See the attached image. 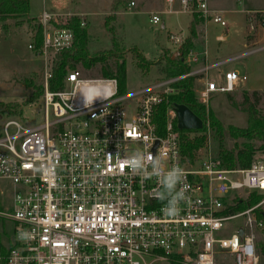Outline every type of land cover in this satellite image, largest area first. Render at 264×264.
Instances as JSON below:
<instances>
[{"label":"built area","instance_id":"obj_1","mask_svg":"<svg viewBox=\"0 0 264 264\" xmlns=\"http://www.w3.org/2000/svg\"><path fill=\"white\" fill-rule=\"evenodd\" d=\"M180 2L182 11L206 24L227 25L209 0ZM39 19L42 53L74 46V30L53 24L57 15L45 11ZM150 21L162 19L152 13ZM170 38L178 47L184 41L179 34ZM228 61L211 62L206 48H192L185 59L190 72L122 95L117 79L84 78L78 69L69 72L64 89L53 91L46 69L44 121L24 126L10 119L0 132V217L15 223L14 236L0 240V264H260L256 232L264 233V216L256 207L228 213L226 199L241 191L264 193V160L230 168L220 155L199 156L201 149L188 160L181 150L180 103L171 100L179 92L175 83L188 76L195 77L196 99L206 107L214 94L241 89L246 74H211ZM163 103L161 129L156 118ZM138 153L159 154L164 170L184 169L186 199L178 214L165 215L152 198L155 177L144 179L132 169Z\"/></svg>","mask_w":264,"mask_h":264},{"label":"rangeland","instance_id":"obj_2","mask_svg":"<svg viewBox=\"0 0 264 264\" xmlns=\"http://www.w3.org/2000/svg\"><path fill=\"white\" fill-rule=\"evenodd\" d=\"M131 1L124 0L115 11L118 14L115 22L118 25V35L123 39L126 47L124 55L128 70V92L147 86L162 77L160 68L166 65L167 57L180 48L176 44L172 45L170 35L180 33L187 36L189 20L191 15H194V13L190 15L181 11L182 6L179 0H176L175 4H170L168 0H136L138 5L129 9ZM210 1L230 10L225 14L222 13L227 25L221 26L209 22L206 26V22L198 15L200 23L197 25V30L205 25L206 36L203 33V37L196 39L197 47L207 48L211 62L239 56L238 59L227 62L223 67L213 69L212 76L218 78L221 71L235 67L241 74L248 76L246 89L250 92L264 91V20H262L264 13H257L264 11V0ZM111 3L112 0H30V11L27 16L8 19L7 31L0 22V132H3L5 122L10 119H16L24 126H36L45 119L42 96L35 102H27L32 89L26 85L25 79L43 85L45 71L50 70L55 52L45 55L34 49L33 24L35 22L27 19L36 18L41 21L39 18L45 11L48 14L59 13L57 19L52 21L53 24L56 27H67L71 26L69 20L76 15L81 21H86L85 29L90 39V51L94 53L110 50L111 35L104 22L106 17L113 13ZM73 8L75 9L72 10ZM79 8L86 15L75 14ZM156 11L162 19L159 24H153L150 21L151 13ZM252 26L254 29H251ZM223 34H228L227 39L218 38ZM250 36L257 42L255 43V40L250 42ZM170 45L172 47L167 48ZM139 53L144 58L143 67L137 63ZM77 69L81 71L84 78H101L98 66L87 70L79 64ZM246 89L241 88L230 94L213 95L206 109L207 144L201 148L199 156L207 152L214 156L221 155L222 152L234 149L236 145L240 148L245 145L256 147L261 145L252 138L255 134L248 131L250 129L249 112L255 109L264 111V96L258 104L251 95V100L247 101L244 97ZM6 105L14 107L8 110ZM211 122H216V125L211 126ZM219 127L223 133H220ZM245 135H249L248 138ZM255 152V160H264V150ZM257 196L261 198L252 207H256V215L259 216L261 211L264 212V193L261 192L254 194L251 191H241L232 194L226 199V205L230 207L241 200L259 198ZM241 221V219L231 221L230 226ZM14 228L13 221L0 217V240L5 242L7 236L13 237ZM256 236L260 264H264V233L257 231ZM174 263L182 264L177 259H172L165 264Z\"/></svg>","mask_w":264,"mask_h":264},{"label":"trees","instance_id":"obj_3","mask_svg":"<svg viewBox=\"0 0 264 264\" xmlns=\"http://www.w3.org/2000/svg\"><path fill=\"white\" fill-rule=\"evenodd\" d=\"M124 0H112L111 11L113 13L106 17V27L111 35L112 47L110 50H102L92 53L89 49V35L85 26H81V20L79 17L72 16L69 20L71 23L70 27L75 32V42L72 48L64 49L58 51L54 54L51 61L50 71L52 77L49 80V88L53 91L62 90L66 86V77L71 70L77 69L78 65L81 64L85 69L90 70L95 67H99L101 78H115L118 81V93L120 95L126 94L128 92L127 88V61L124 55L126 47L124 45L123 39L118 35V25H116V20L118 18L117 11L121 3ZM30 11V0H0V22L3 24L4 29L8 30V25L6 21L13 17L27 16ZM195 20L191 23L189 27V33L185 36L183 43L176 52L177 55L171 53L167 57L166 65L160 68L161 78H169L182 76L190 72L191 68L185 63V59L192 48L195 47L196 38L198 36L197 25L200 20L198 19V14L194 13ZM28 21H34L33 24L35 34H34V49L39 53L42 52L43 42H44V30L41 21L36 18H28ZM111 22L113 24H111ZM33 46V45H32ZM142 58V59H141ZM139 61L137 62L139 66H144V58L139 53ZM159 78V79H161ZM26 85L32 89V92L27 99V102L37 101L44 93V86L37 84L33 80L25 79ZM175 86L179 89V92L171 97L172 101L176 103L187 105L197 116H199L203 122L204 126L202 129H179L181 137V150L182 154L190 161H193L197 155V152L204 148L207 144L206 131L208 129V119L206 115L207 107L198 103L195 96V77L188 76L184 79L175 83ZM229 92L228 94H230ZM255 100V103H260L264 94L259 91L248 92L244 91V97L247 101L251 100V97ZM14 106L6 105L8 110H12ZM167 104L163 103L160 105L158 116L156 121L158 122L160 128H164L166 125V112ZM249 133L255 134L252 138L261 143L260 146L245 145L243 147H236L227 152L221 153V158L223 159L225 165L230 168H248L255 161V151L264 150V111L261 110H251L249 112ZM210 123V121H209ZM216 122H211V126L216 125ZM177 128L178 125L176 124ZM220 133L222 129L219 127ZM247 138L249 135H245ZM251 138V139H252ZM254 191L253 193H257ZM262 193V192H261ZM257 199H247L245 201L241 200L239 203L230 206L227 210L228 213H236L239 211H244L252 206H254L259 200ZM260 216H264V212L259 213ZM177 264V263H174Z\"/></svg>","mask_w":264,"mask_h":264},{"label":"clouds","instance_id":"obj_4","mask_svg":"<svg viewBox=\"0 0 264 264\" xmlns=\"http://www.w3.org/2000/svg\"><path fill=\"white\" fill-rule=\"evenodd\" d=\"M163 165L164 161L159 154L153 157L138 153L131 159L132 169L144 179H157L158 187L152 198L163 204L161 211L165 215L172 216L178 214L181 202L186 199L185 172L178 164L166 170Z\"/></svg>","mask_w":264,"mask_h":264},{"label":"crops","instance_id":"obj_5","mask_svg":"<svg viewBox=\"0 0 264 264\" xmlns=\"http://www.w3.org/2000/svg\"><path fill=\"white\" fill-rule=\"evenodd\" d=\"M132 1H134L135 2V6H137L138 5V2L136 1V0H132ZM131 1V2H132ZM130 2V3H131ZM175 2H176V0L173 2L174 4H175ZM179 2H180V0H179ZM130 3H129V9L131 8L130 7ZM209 4H210V7L212 8V9H214V10H218V11H221L223 14H225L226 12H228V11H230L229 9H227L226 7H224L223 5H221V4H214L212 1H210L209 0ZM180 5H181V2H180ZM182 6V5H181ZM75 8H73L72 10H74ZM182 9V8H181ZM180 9V10H181ZM182 11V10H181ZM71 12H73V11H71ZM153 13V12H152ZM151 13V14H152ZM158 13V11H156L155 12V14H157ZM186 13H189L190 15L192 14V13H190V12H186ZM75 14H78V15H82V14H85L86 15V13L85 12H83L80 8H79V11H75ZM159 14V13H158ZM52 15H59V13H52ZM118 15V14H117ZM250 17H251V13H250V15H249ZM195 20V16L193 15H191V19L189 20V25H188V28L190 27V25H191V23L193 22ZM82 21H84V20H82ZM85 22V26H86V21H84ZM105 24H106V22H104ZM200 23V22H199ZM208 24V23H207ZM207 24H206V26H207ZM163 26H164V22H163ZM206 26L205 25H203V26H201L199 29H198V36H197V38L198 37H203V33H204V36H206ZM198 28V27H197ZM182 32H184L183 30H181ZM180 31V32H181ZM185 33V32H184ZM174 34H179V35H182V34H180V33H174ZM227 36H228V34H223V35H220L218 38H223V39H227ZM185 37V36H184ZM196 38V39H197ZM258 38H259V36H258ZM253 40H255V38L254 37H251L250 36V39H249V41L250 42H253ZM173 42V41H172ZM255 43L257 42V40H255L254 41ZM173 44H175L174 42L172 43V45ZM172 45H170L169 47H167V48H171L172 47ZM198 45H197V43H196V46L194 47V48H196V49H199V50H202V49H204V48H199V47H197ZM207 49V48H206ZM178 51V50H177ZM177 51H175V52H173V54H175ZM208 55H209V52H208ZM239 58V56H236V57H232V58H229V59H224V60H236V59H238ZM210 60V59H209ZM224 60H215V61H213V62H216V61H224ZM229 62V61H228ZM226 64V63H225ZM224 64V65H225ZM201 64H198V66H200ZM197 67V66H196ZM223 67V66H222ZM229 69H234V70H236L235 69V67H231V68H227L226 70H229ZM246 86H247V81H246V83H245V85L242 87V89H246ZM248 92H250V90H248V89H246ZM255 91H259V90H255ZM259 92H261L262 94H264V91L263 90H261V91H259Z\"/></svg>","mask_w":264,"mask_h":264},{"label":"water","instance_id":"obj_6","mask_svg":"<svg viewBox=\"0 0 264 264\" xmlns=\"http://www.w3.org/2000/svg\"><path fill=\"white\" fill-rule=\"evenodd\" d=\"M177 53L175 54V56ZM178 123L181 129H202L204 126L203 120L197 116L187 105L178 104ZM239 234H243V229L239 230Z\"/></svg>","mask_w":264,"mask_h":264}]
</instances>
